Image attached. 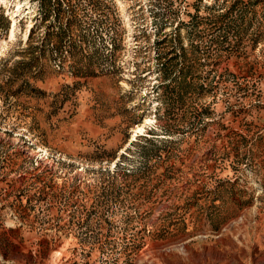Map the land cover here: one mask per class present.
I'll return each instance as SVG.
<instances>
[{
  "label": "rangeland",
  "instance_id": "374dc122",
  "mask_svg": "<svg viewBox=\"0 0 264 264\" xmlns=\"http://www.w3.org/2000/svg\"><path fill=\"white\" fill-rule=\"evenodd\" d=\"M60 2L0 0V264H264V0Z\"/></svg>",
  "mask_w": 264,
  "mask_h": 264
},
{
  "label": "trees",
  "instance_id": "16d2710c",
  "mask_svg": "<svg viewBox=\"0 0 264 264\" xmlns=\"http://www.w3.org/2000/svg\"><path fill=\"white\" fill-rule=\"evenodd\" d=\"M66 1V4H68L69 6V2L68 0H62V2ZM39 3H40V7L41 9L43 10V19L44 20H47L48 18H51L52 15H54V17L56 19H60L62 20L63 19V16H64V11H62L60 8H61V5L62 3L60 2V0H39ZM69 9V7H67ZM69 25V24H67ZM32 30L33 28L30 30V33H29V36L28 37H31L32 35ZM64 32V33H63ZM65 30H63L61 33L59 34H54L53 32H49L47 33V43L48 45H52L53 44V40L54 38H59L61 37L60 39H63L65 37ZM56 44V43H54Z\"/></svg>",
  "mask_w": 264,
  "mask_h": 264
},
{
  "label": "crops",
  "instance_id": "0c3cea01",
  "mask_svg": "<svg viewBox=\"0 0 264 264\" xmlns=\"http://www.w3.org/2000/svg\"><path fill=\"white\" fill-rule=\"evenodd\" d=\"M216 244H219V243H216ZM222 254H225V253H222ZM253 255H252V253H250V257H252ZM255 259H256V257H253V259H252V261L255 263ZM218 261H220V259H216V260H214V262H218ZM257 261V260H256ZM256 263H258V261L256 262Z\"/></svg>",
  "mask_w": 264,
  "mask_h": 264
}]
</instances>
